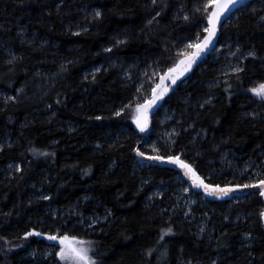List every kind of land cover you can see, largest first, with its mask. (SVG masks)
Instances as JSON below:
<instances>
[{
    "label": "trees",
    "instance_id": "obj_1",
    "mask_svg": "<svg viewBox=\"0 0 264 264\" xmlns=\"http://www.w3.org/2000/svg\"><path fill=\"white\" fill-rule=\"evenodd\" d=\"M209 1L205 11V0H0V92L12 97L0 106V264L56 263L53 252L44 256L53 240L37 233L91 242L98 264H264L260 193L207 200L215 213L210 235L199 237L147 199L146 176L157 182L177 173L139 169L133 155L141 140L133 128L136 105L148 97L143 90L192 50L186 42L203 38ZM255 1L222 26L218 43L230 36L259 59L246 58L241 71L215 83L220 59L207 55L158 108L168 106L191 129L173 147L143 144L142 152L176 155L203 177L214 149L237 160L264 159V110L252 118L247 93L264 82V14L250 11ZM132 64L144 73L140 90L122 79ZM96 65L102 68L90 72ZM227 179L205 178L215 185ZM70 209L106 220L85 230L76 216L61 217Z\"/></svg>",
    "mask_w": 264,
    "mask_h": 264
},
{
    "label": "rangeland",
    "instance_id": "obj_2",
    "mask_svg": "<svg viewBox=\"0 0 264 264\" xmlns=\"http://www.w3.org/2000/svg\"><path fill=\"white\" fill-rule=\"evenodd\" d=\"M214 0H210L209 3H213ZM208 2V0H207ZM205 0V4L207 3ZM251 5L250 11L261 10L264 14V0H256L255 2L249 4ZM248 6V5H247ZM242 8V7H241ZM236 17V14L230 15V17L225 22L229 24ZM224 23V26L226 25ZM21 33L28 34V31L21 30ZM190 42L197 43L196 40L186 42L187 45ZM198 44V43H197ZM253 51H242L238 44L230 37L223 38L220 43H218L211 53L213 59H220L219 66L217 68L216 79L213 81L218 83L223 78L230 74H234V68H241V64L245 61L246 58L259 57L254 55L249 56L248 53ZM264 61V58L262 59ZM114 66V65H113ZM264 67V66H263ZM102 65L93 66L90 69V72H97V69H101ZM140 69L136 65H126L122 70V79L130 84H135L138 87V90L141 89L144 84L143 77L144 73L139 71ZM162 73L159 74V76ZM158 76V77H159ZM157 77V80H158ZM156 80V82H157ZM155 82V84H156ZM155 84L150 89L143 90L144 94H148L147 99L150 97L151 90ZM259 83H255L252 87H256ZM247 90L248 95L252 98L249 102V115L252 118H256L259 113L264 110V100L260 97L254 95L251 91ZM12 97L6 92H0V106H5L9 103ZM211 98H207L206 101H209ZM157 124L153 126L150 136L145 140L144 144L150 148H160L165 150L169 147H173L178 138L182 137L188 130L189 127L184 128V121L179 118L177 114L172 112L168 106H162L157 112ZM199 137L198 134H195L194 139ZM212 155H215L212 159L205 160L208 163V166L211 167V170L208 171L206 179H209L211 176L223 177L229 179L228 182L220 183L221 185H229L236 178V182L241 181L244 185H251L261 180L264 177V159L261 161L252 160V159H243L237 160L234 155L230 153L217 154V149L212 150ZM144 163L138 162L137 167L139 169L144 168ZM17 167L15 164H9L6 169L14 170ZM138 171V169H136ZM146 180H142V183L150 185V190L147 195V199L153 203L154 199H157V208L161 213L167 216H178L183 220L187 221L193 227L194 233L199 237H207L210 235L208 220L209 216L212 213H215L209 207L208 201L204 198L202 194H197L192 190V188L184 181L181 174L177 173L173 175L172 178L166 180H158L157 182L153 180L152 176H146ZM227 179V180H228ZM240 179V180H239ZM264 179V178H263ZM187 188L188 191H184ZM242 198V195L236 196L233 198V201ZM58 210H53L54 213H57ZM76 216L78 218L77 224L81 225L85 230L92 227L97 223L104 222L106 217H97L95 214L92 216L83 217L76 210L70 209L68 211H63L61 217ZM262 222L264 225V217H262ZM57 233V232H56ZM86 241V240H85ZM89 242V241H88ZM90 244L89 247V256L90 255ZM60 249L59 241H53L52 246H49L46 250L44 256H50L51 253H54L56 263L54 264H66L65 261H61L56 252ZM93 259V258H92ZM94 264H98L96 260L93 259ZM71 264V262H67ZM178 264H203V263H192V262H178Z\"/></svg>",
    "mask_w": 264,
    "mask_h": 264
},
{
    "label": "snow or ice",
    "instance_id": "obj_3",
    "mask_svg": "<svg viewBox=\"0 0 264 264\" xmlns=\"http://www.w3.org/2000/svg\"><path fill=\"white\" fill-rule=\"evenodd\" d=\"M153 3H156V0H152ZM237 2V0H225V2H222L218 5H216V8L214 11L211 12L210 15H208V27L204 29L205 32L208 33V35L204 36L203 41L201 43H194L190 42L187 47L195 48L196 50L190 53H186L184 55V58H182L177 65H175L173 68H169L167 73L164 74V76L161 77V81L163 82L164 79L168 78L169 75H171V79L173 80V83L176 80V73L179 72L180 75H183L185 71L188 70V68L191 67L192 63L196 59L197 56L200 55V53L207 48L209 42L212 40V37L216 33V25L219 21L221 15L229 9L230 5H233ZM204 10L207 11V4L204 5ZM199 11V9H197ZM96 16H100L101 13L97 11L95 13ZM185 19H188L187 16L184 17ZM197 39H199V36H197ZM249 56L254 55V53L249 52ZM99 71V69H97ZM234 72L241 71L240 68H234ZM160 85H157V88H160ZM167 91V88H164L159 95L162 96L163 93ZM254 95L260 97L262 100H264V82L259 83L256 87H252L249 89ZM159 99V96L156 95V89H153V97L150 101H147L145 105L137 104L136 107L138 110L146 111L147 108L151 107L152 104L156 102V100ZM123 109H121L122 111ZM116 115H119V112L115 113ZM137 126L140 128L141 131H144L145 127L147 126L146 121L141 122L139 118L136 120ZM138 155L144 156L143 152H140L139 149L136 150ZM152 159L157 160H164L165 157L162 156H156L151 157ZM167 159L170 162H173L175 164H178L181 168L185 170V175L191 176L193 179V183L197 187H202L206 193H209L210 195H227L230 191H232V188H221L219 185H211L204 183L203 179H201L196 172L192 169V166L190 164H186L183 160L179 159V157L176 156H169ZM19 170V169H18ZM259 185V191L260 195L264 196V180L257 181ZM234 187H248V185H236ZM184 191H188L187 188L184 189ZM47 199V197H45ZM261 217H264V211L260 213ZM35 230L33 229V232ZM172 229L166 228L162 229V233L165 232H171ZM38 235H47V238L49 240L53 241H59L60 249L58 252H56V256L59 257L61 261L71 262V264H94L92 257L89 256V247L87 246L90 242L85 241L83 239H79L78 237L72 236L69 237L67 234L63 236H57V235H48L46 233H37ZM24 235L27 237L31 235L30 232H25ZM163 234L161 235L160 239H163ZM212 264H216L215 261L212 262Z\"/></svg>",
    "mask_w": 264,
    "mask_h": 264
},
{
    "label": "water",
    "instance_id": "obj_4",
    "mask_svg": "<svg viewBox=\"0 0 264 264\" xmlns=\"http://www.w3.org/2000/svg\"><path fill=\"white\" fill-rule=\"evenodd\" d=\"M247 1H250V0H237V2L235 4L229 6V9L226 10L221 15L219 21L217 22V25H216V33L212 37V40L209 42L207 48H205L200 53V55L196 57V59L194 60V62L191 65V67L188 68V70L185 71L183 73V75H180L179 72L176 73V80H175L174 83H173V80L171 79V75H169L168 78L164 79L163 82L161 81V77L164 76L165 73H167V71H168L169 68H173L175 65H177L179 63V61L182 58H184V55L181 56L171 67L167 68L158 77V80H157L155 86L151 90L150 97L147 100H145V101H143V102H141L139 104L140 105H145L147 101H150L152 99V97H153V89H156V95L159 96V99H157L156 102L154 104H152L151 107L147 108L146 111H141V110L136 109V116H135V119H134L133 128L138 133V135L141 136V140L138 142V144L136 145V148L133 151V155L136 157L137 161H139L141 163H147V164L152 165V166H159V167H163V168H169V169L175 171L176 173L181 174V176L184 179V181L192 188V190L194 192H196V193L202 194L204 196V198L206 200H208V201L230 200V199H233L234 197L239 196V195L244 196V195H248V194L254 193V192L260 193V191H259V185H258L257 182L254 183V184L248 185V187H234L236 185H219L221 188H226V187L232 188V191H230L227 195H210L209 193H206L202 187L195 186L194 183H193V179L191 178V176L185 175V170L183 168H181L178 164H175L173 162H170L167 159V157H169V156L150 155V154H146L144 152H143L144 153V156H140V155H138V153H137L136 150L139 149V151L142 152L141 151V148H142L145 140L150 136V134L152 132V129H153L152 118L156 114V112H157V110H158V108H159L162 100L164 99V97L169 93V91L171 89V86H173L180 79H182L186 75V73H188L193 67L199 65L205 59V57L211 53V51L213 50V48L218 43V38H219V35H220V31H221V28L224 25V23L227 21V19L230 17V15H232L233 13H235L237 11V9H239L240 7H242L243 4L246 3ZM222 2H225V0H214L213 3H212V6H211V10L209 12V15L211 14L212 11L215 10L216 5H218V4L222 3ZM207 27H208V19H207ZM206 35H208L207 32L205 33L204 36H206ZM204 36H203V38H204ZM203 38L198 43H201L203 41ZM195 50H196L195 48H192V50L190 52H193ZM157 85H160L161 87L160 88H157ZM164 88H167V91H165L163 93V95L160 96L159 93ZM137 118H139L142 123L146 121L147 126L145 127L144 131H141L140 128L137 126V123H136ZM156 156H162V157H165V159L164 160H157V159H152L151 158V157H156ZM174 156H176V155H174ZM176 157H178V156H176ZM179 159H181V158H179ZM181 160H183V159H181ZM183 161L186 164H190V163H188L185 160H183ZM192 169L196 172V174L201 179H203L204 183L210 184V183H208L205 180V178L203 176H201L194 169L193 166H192ZM261 180H264V179H261ZM211 185H214L215 186V184H211Z\"/></svg>",
    "mask_w": 264,
    "mask_h": 264
},
{
    "label": "bare ground",
    "instance_id": "obj_5",
    "mask_svg": "<svg viewBox=\"0 0 264 264\" xmlns=\"http://www.w3.org/2000/svg\"><path fill=\"white\" fill-rule=\"evenodd\" d=\"M205 33H206V32H205ZM199 41H200V40H199ZM199 41H198V42H199ZM198 42H197V43H198ZM186 75H187V73H186ZM186 75H185V76H186ZM185 76H184V77H185ZM184 77H183V78H184ZM183 78H182V79H183ZM138 162H139V161H138ZM144 164H147V163H144ZM147 165H149V164H147Z\"/></svg>",
    "mask_w": 264,
    "mask_h": 264
}]
</instances>
